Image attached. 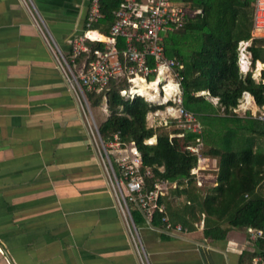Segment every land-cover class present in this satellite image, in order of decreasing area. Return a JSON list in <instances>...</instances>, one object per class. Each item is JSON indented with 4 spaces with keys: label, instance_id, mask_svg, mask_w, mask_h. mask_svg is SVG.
<instances>
[{
    "label": "crops",
    "instance_id": "1",
    "mask_svg": "<svg viewBox=\"0 0 264 264\" xmlns=\"http://www.w3.org/2000/svg\"><path fill=\"white\" fill-rule=\"evenodd\" d=\"M89 4L0 0V264H239L255 248L247 228L208 239L201 216L180 231L142 217L134 239L47 41L69 53ZM250 70L258 82L264 62Z\"/></svg>",
    "mask_w": 264,
    "mask_h": 264
},
{
    "label": "trees",
    "instance_id": "2",
    "mask_svg": "<svg viewBox=\"0 0 264 264\" xmlns=\"http://www.w3.org/2000/svg\"><path fill=\"white\" fill-rule=\"evenodd\" d=\"M120 1H100L102 32H107ZM175 1L188 6L189 13L185 26L165 38L164 52L183 63V104L196 113L201 133L172 135L180 132L176 127L158 133L147 125L146 115L161 106L151 105L140 96L124 100L119 92L124 82L112 78L105 93L110 113L100 124V135L107 140L118 133L122 141H134L142 157L141 170H149L144 176V191L160 179L176 182L175 188L158 197L157 204L164 210L154 209L153 225L167 215L172 224L191 229L203 214V235L208 239H223L231 229L255 228L264 233V142L254 147L257 138H264V121L232 112L244 91L264 105V70L257 82L251 71L243 74L238 66V42L251 37L254 1ZM197 9L199 13L190 14ZM248 49L252 63L264 62V37H254ZM208 96L218 97V104ZM89 97L97 105L102 94L90 93ZM219 109L222 116L215 114ZM154 135V144L144 142ZM207 138L213 144L205 150ZM198 143L201 154L219 158L216 184L204 193L192 186L195 179L190 173L197 155L188 146ZM171 195H183L184 202L172 205ZM131 214L135 222L143 217L136 206ZM254 247L242 252L239 264H250L256 255L264 256V238H257Z\"/></svg>",
    "mask_w": 264,
    "mask_h": 264
},
{
    "label": "built area",
    "instance_id": "3",
    "mask_svg": "<svg viewBox=\"0 0 264 264\" xmlns=\"http://www.w3.org/2000/svg\"><path fill=\"white\" fill-rule=\"evenodd\" d=\"M100 1L90 0L85 29L70 39L69 53L63 52L52 38H47V41L56 67L63 75L74 100L86 117L92 118L91 122L88 121V129L94 137L95 148L100 154L120 209L133 228L134 239L140 244L129 203L134 204L143 218L151 222L154 209L164 210L163 205L157 204L158 197L167 193L170 187L175 188L176 182L160 179L153 183L151 189L143 190L144 176L149 174V170H141V153L134 141L124 142L118 133L107 140L101 137L93 118L89 94H102L105 112V93L109 89L110 79L123 81L124 86L119 92L124 100L140 96L151 105L161 106L147 112L146 122L149 127L156 126L155 121H162L165 126L174 122L180 132L172 135L201 133L196 113L183 104V63L164 52L165 38L185 26L189 8L175 0H121L113 10V20L107 32L102 33L93 28L103 16ZM253 1L252 36L240 40L237 47L238 66L243 74L251 71L252 59L248 47L252 39L264 36V0ZM199 12L200 9H197L190 14ZM143 83L150 95L138 92L137 89ZM247 94L246 91L242 92L232 112L240 117L250 116L264 121V106L252 111ZM210 100L218 104V97L212 96ZM150 120L153 122L149 124ZM155 137H149L144 142L154 144ZM199 146L200 143L188 148L201 163L204 158ZM192 171L195 172V169L192 168ZM161 223L168 230L184 229L179 223L172 224L167 215L161 217ZM247 233L252 240L264 238L260 229L247 228ZM257 262L264 264V256H257L254 264Z\"/></svg>",
    "mask_w": 264,
    "mask_h": 264
},
{
    "label": "rangeland",
    "instance_id": "4",
    "mask_svg": "<svg viewBox=\"0 0 264 264\" xmlns=\"http://www.w3.org/2000/svg\"><path fill=\"white\" fill-rule=\"evenodd\" d=\"M94 27L97 28L98 26L94 25ZM90 103H91V110H92L93 116H94L93 117L94 121H95L97 127L99 128L100 124L107 118L110 111L107 108V110L104 112V110H103L104 102L102 101V98H101V101L97 105H93L92 102H90ZM78 107L81 111L85 126L88 130V133H89L91 139L93 140V145L95 146L96 144H95L94 137L88 129V121L91 122L92 118L89 116L87 118L79 105H78ZM215 114L222 116L223 111L219 109L218 112ZM152 122L153 121L150 120L149 124ZM161 122L162 121H160V122L155 121V123H154V125L157 124L154 127L158 133L161 131H170V129L176 127L173 124H171L169 126H165ZM205 130H206V126H205ZM248 135H249V133L247 134V136ZM259 141L264 142V138H261V139L257 138V140L254 143V147L258 144ZM214 143L216 144V142H214ZM212 144H213V141L210 138H207V142H205V144H204V149L207 150ZM97 153H98V156L100 158V154L98 151H97ZM205 157L207 158L206 160H205ZM203 158L204 159L201 161V163H200V161L198 162L196 159V164L193 167L195 169V172H193L191 169L190 173L194 176V179H195V182H193L192 186L195 188H198L201 192L204 193V192H207L212 186H214L216 184L213 182H215L214 178L216 177V174H217V169H218V165H219V158L218 157H212V156H204V155H203ZM196 169H198V170H196ZM183 202H184V198H178V199L172 200L173 205H177L178 203H183ZM129 206H130L131 210H133L135 208V205H133L131 202L129 203ZM201 218H203V214H201Z\"/></svg>",
    "mask_w": 264,
    "mask_h": 264
},
{
    "label": "bare ground",
    "instance_id": "5",
    "mask_svg": "<svg viewBox=\"0 0 264 264\" xmlns=\"http://www.w3.org/2000/svg\"><path fill=\"white\" fill-rule=\"evenodd\" d=\"M137 90L140 93H144V94L150 95V92L148 91L147 86L144 83L140 84V87ZM247 97H248V100L251 99L248 94H247Z\"/></svg>",
    "mask_w": 264,
    "mask_h": 264
}]
</instances>
